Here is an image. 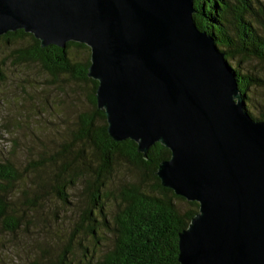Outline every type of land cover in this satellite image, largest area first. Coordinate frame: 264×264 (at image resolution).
Segmentation results:
<instances>
[{
  "label": "water",
  "instance_id": "95a60500",
  "mask_svg": "<svg viewBox=\"0 0 264 264\" xmlns=\"http://www.w3.org/2000/svg\"><path fill=\"white\" fill-rule=\"evenodd\" d=\"M194 11L193 0H0V36L23 29L44 47L89 46L109 136L144 157L165 145L160 183L198 202L178 233L179 264H264V118L245 108Z\"/></svg>",
  "mask_w": 264,
  "mask_h": 264
},
{
  "label": "trees",
  "instance_id": "16d2710c",
  "mask_svg": "<svg viewBox=\"0 0 264 264\" xmlns=\"http://www.w3.org/2000/svg\"><path fill=\"white\" fill-rule=\"evenodd\" d=\"M193 6L195 11L192 15L197 27L213 37L227 62L235 58H255L264 64V0H193ZM22 36H29L32 42L14 50L13 55L18 60L39 62L54 76L67 73L78 81L90 83L88 100L92 108L80 115L73 141L86 142L93 148L99 161L97 166L85 162L83 148H80L77 153H80L78 157L82 165L74 164L69 157H77V154L74 155L69 144H63L39 163V166H49L55 178L52 182L49 177H37L33 182L37 187L34 196L26 199L30 208L35 205L37 198L44 199L51 193L62 202H68L67 182L72 183L74 176H83L87 202L82 209L80 223L95 238V243L100 244L96 236L98 232L110 236L112 240L111 247L102 256L101 253L93 256L92 249L83 247L90 253L88 264H179L178 233L197 212L198 202L186 199L190 206L180 210L175 199L185 198L160 183L155 171L158 163L170 156V150L162 143L154 142L144 157L137 150L134 140L126 138L116 141L109 136L105 114L96 106L94 92L97 80L87 76L90 62L88 45L69 40L64 47L55 44L44 47L38 38L23 29L7 31L0 36V40ZM70 46L84 47L89 50V54L84 60H73L69 55ZM240 66V63L230 65L247 109L251 87L264 84V77L251 70L244 71ZM2 77L0 69V79ZM249 114L262 119L264 109L259 116ZM117 157L134 169L136 179L113 188L108 185V177ZM20 177L21 173L11 161H0V221L9 232L19 227L20 216L16 214L7 189ZM108 201L115 204L110 217L106 207ZM72 255L73 249L67 246L45 264H73Z\"/></svg>",
  "mask_w": 264,
  "mask_h": 264
},
{
  "label": "rangeland",
  "instance_id": "374dc122",
  "mask_svg": "<svg viewBox=\"0 0 264 264\" xmlns=\"http://www.w3.org/2000/svg\"><path fill=\"white\" fill-rule=\"evenodd\" d=\"M31 42L29 36L0 40L3 76L0 79V161H11L22 175L7 187L9 199L20 216V225L9 232L0 221V264H45L67 246L73 249V264H88L90 253L83 247L92 249L93 256L100 253L102 256L111 247L112 240L98 232L100 244L95 243V238L80 223L87 202L83 176H74L72 183L67 182L68 202H62L51 193L44 199L37 198L30 208L26 199L34 196L37 187L33 182L37 177H49L54 181L49 166H39V163L63 144H69L74 155L77 154V157H69L74 164L82 165L77 152L83 148L85 162L97 166L99 161L93 148L86 142L73 141L80 115L92 108L88 100L91 85L67 73L54 76L39 62L18 60L13 55L14 50ZM68 50L73 60H84L89 54L84 47L70 46ZM228 62L231 66L240 63L242 70H251L264 77V64L255 58H235ZM250 95L247 111L259 116L264 109V84L252 86ZM135 179L134 169L117 157L108 185L114 188ZM175 202L180 210L190 206L186 199H175ZM106 204L110 217L115 204L113 201Z\"/></svg>",
  "mask_w": 264,
  "mask_h": 264
}]
</instances>
